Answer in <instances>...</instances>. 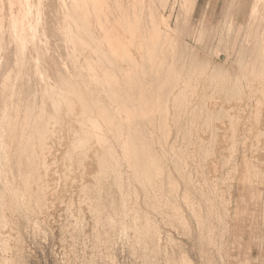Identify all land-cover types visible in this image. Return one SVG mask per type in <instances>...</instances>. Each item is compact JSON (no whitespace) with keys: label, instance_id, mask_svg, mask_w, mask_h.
<instances>
[{"label":"rangeland","instance_id":"1","mask_svg":"<svg viewBox=\"0 0 264 264\" xmlns=\"http://www.w3.org/2000/svg\"><path fill=\"white\" fill-rule=\"evenodd\" d=\"M76 1L0 0V264H264V0Z\"/></svg>","mask_w":264,"mask_h":264},{"label":"bare ground","instance_id":"2","mask_svg":"<svg viewBox=\"0 0 264 264\" xmlns=\"http://www.w3.org/2000/svg\"><path fill=\"white\" fill-rule=\"evenodd\" d=\"M90 1H92V2H98V0H90ZM134 1H135V0H134ZM7 2H8V5H10V0H7ZM68 2H69V1H68ZM78 2L81 3V1L78 0V1L75 2V4H78V5H79ZM134 3H135V2H133V4H134ZM141 3H142V2H141ZM52 4H53V3H52ZM75 4H74V5H75ZM85 4H86V3H85ZM89 5H90V4H89ZM98 5H99V4H98ZM103 5H104V4H103ZM10 6H11V5H10ZM48 6H49V5H48ZM80 6H81V4H80ZM7 7H8V6H7ZM98 7H99V6H98ZM135 8H136V9H139V7H136V6H135ZM135 8H133V6H132V9H131V10H135ZM140 8H141V7H140ZM5 9H6V8H5ZM9 9H10V8H9ZM12 9H13V8H12ZM12 9H11V10H12ZM6 11H7V10H6ZM13 11H14V10H13ZM29 11H30V10H29ZM33 12H34V11H33ZM33 12H32V13H33ZM12 13H14V12H12ZM132 13H134V12H132ZM135 13H136V11H135ZM8 14H9V13H8ZM23 14H24V13H23ZM9 15L12 16V14H9ZM98 15H99V14H98ZM136 15H137V17L139 16L138 14H136ZM11 16H9V17H11ZM25 16H26V15H25ZM131 16L133 17V18L131 19V20H132V24L135 25V29H134V30H136V29H141V28L145 27L146 29H148L147 32H149V30L151 29L152 32L154 33V35L156 36V37H155V40H156L158 34H159L160 31H161L160 25H161V26L163 25L161 19H160V20H159V19H156V18L154 19V18H152V17L149 16L146 25L143 26V25H140V20H139L136 16H134L133 14H132ZM135 17H136V18H135ZM23 18H24V15H22V16H21V15H20V16L18 15V16H16V17H12V18L10 19V20H11V21H10V22H11L10 25L12 26V28H13V29H16V28H18V27H21V28H22L23 26L26 27V25L24 24V21H25V20H24ZM26 18H27V17H26ZM32 18H33V17H32ZM40 18H41V17H40ZM42 18H43V17H42ZM99 18H100V17H99ZM102 19H103V18H102ZM144 19H145V18H144ZM23 20H24V21H23ZM28 20H29V19H28ZM29 22H30V20H29ZM37 22H38V21H37ZM114 22H115V21H114ZM25 23H26V22H25ZM130 23H131V22H130ZM34 24H35V23H34ZM126 24H127V23H126ZM132 24H131V25H132ZM144 24H145V23H144ZM131 25H130V26H131ZM0 26H1V25H0ZM34 26H35V25H34ZM119 26H120V25H119ZM121 26H123V25H121ZM123 27H124V26H123ZM136 27H137V28H136ZM26 28H27V27H26ZM132 28H133V27H129V28H127V31L131 30ZM30 29H31V28H30ZM124 29H125V28H124ZM131 32H132V31H131ZM135 32H136V31H135ZM135 32H134V34H135ZM124 34H125V32H124ZM127 34H128V32H127ZM130 34H131V33H130ZM147 34H148V33H147ZM113 35H114V34H113ZM115 35H116V34H115ZM135 35H136V34H135ZM145 35H146V34H145ZM19 36H20V35H19ZM129 36H130V35H129ZM129 36H128V38H130ZM131 36H132V35H131ZM123 37H124V36H123ZM123 37H122V38H123ZM20 38H22V37H20ZM125 38H126V36H125ZM133 38H134V36H133ZM133 38H132V39H133ZM130 39H131V38H130ZM146 39H147V38H146ZM150 39H151V38H150ZM21 40H22V39H21ZM106 40H107V39H106ZM124 40H125V39H124ZM126 40H127V39H126ZM128 40H129V39H128ZM134 40H135V39H134ZM147 40H148V39H147ZM155 40L153 39L152 42H154ZM107 41H108V40H107ZM117 42H118V44H120V45L123 47V49L125 50V53H124V54H128V51H129V48H130V47L127 48V45H128L129 43L126 42V41H123V39H122V40L120 39V41H117ZM133 42H135V41H133ZM133 42L130 41V43H133ZM142 42H143V41H142ZM149 42H150V40L148 41V43H149ZM152 42H151V43H152ZM128 46H129V45H128ZM20 48H21V47H20ZM22 48H23V47H22ZM115 48H116V47H115ZM115 48L113 47V45H112V47H111V46L108 47V50H109L110 54H112V55H114V56H115L116 51H117V48H116V49H115ZM12 49H13V48H12ZM12 49H11V50H12ZM14 49H15V48H14ZM115 50H116V51H115ZM12 51H13V50H12ZM22 51H23V50H22ZM22 51H21V52H22ZM15 53H16V52H15ZM21 55H22V54H21ZM18 56H19V54H18ZM22 56H23V55H22ZM22 56H21V57H22ZM22 58H23V57H22ZM25 58H26V56H25ZM19 59H20V58H19ZM19 59H18V60H19ZM22 61H23V60H22ZM22 61H20V62H22ZM15 64H16V63H15ZM18 64H19V63H18ZM13 65H14V64H13ZM23 65H24V63H23ZM49 65H50V64H48V66H49ZM10 66H11V65H10ZM28 66H29V64H28ZM50 66H51V65H50ZM21 67H22V66H21ZM30 67H31V66H30ZM4 68H5V67H4ZM16 69H17V68H16ZM22 71H23V69H22ZM11 72H12V71H11ZM14 72H15V71H14ZM24 72H25V68H24ZM24 72H23V73H24ZM30 73H31V72H30ZM20 74H21V73H20ZM23 76H25V74H24ZM5 77H6V76H5ZM25 78H26V76H25ZM27 79H28V78H27ZM29 79H30V78H29ZM3 81H4V80H2V82H3ZM29 81H30V80H28V82H29ZM17 82H18V81H17ZM28 84H29V83H28ZM28 84H26V82H25V85H26L25 87H26L27 90L24 89L25 87L23 86L22 91L24 90L23 92H25V93L28 91V93L30 94L32 91L30 92V87H31V86H28ZM31 84H32V82H31ZM14 85H15V84H14ZM20 85H21V84H20ZM22 85H23V84H22ZM16 87H17V86H16ZM20 87H21V86H19V89H20ZM21 88H22V87H21ZM0 91H1V92H0V93H1V94H0V96H1V98H0V103L3 104V101L5 100L4 98H5V96H7L6 94L9 93V92L7 93V91H9V90H7V89H2V90H0ZM13 92H14V91H13ZM23 92H22V93H23ZM28 93H27V94H28ZM18 94H19V93H18ZM23 94H24V93H23ZM27 94H26V95H27ZM29 94H28V95H29ZM31 94H32V93H31ZM16 95H17V93H16ZM14 96H15V94H14ZM14 96H13V97H14ZM17 96H18V95H17ZM15 97H16V96H15ZM15 97H14V99H16ZM23 97H25V96H23ZM11 98H12V97H11ZM18 98H19V97H18ZM21 98H22V97H20V99H21ZM25 98H28V96L25 97ZM1 104H0V106H2ZM1 125H2V124H1Z\"/></svg>","mask_w":264,"mask_h":264}]
</instances>
